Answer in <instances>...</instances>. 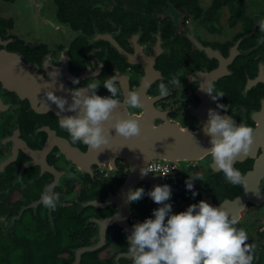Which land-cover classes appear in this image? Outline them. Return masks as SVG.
<instances>
[{"label":"flooded vegetation","instance_id":"obj_1","mask_svg":"<svg viewBox=\"0 0 264 264\" xmlns=\"http://www.w3.org/2000/svg\"><path fill=\"white\" fill-rule=\"evenodd\" d=\"M260 20L264 0H0V264L16 253L29 264L30 251L40 263L57 258L72 264L77 251L95 244L103 231L106 243L81 253L79 264H131L127 233L158 206L147 190L168 182H126L130 163L116 158L109 164L116 153L111 142L103 150L73 142L58 126L60 109L44 90L52 87L71 102L70 88L89 79L100 83L99 94L110 95L101 83L108 75L116 77L119 99L130 89L138 90L141 99L140 108L119 103L113 111L156 122L170 119L203 132L212 107L253 128L249 151L233 162L244 183L227 182L207 154L180 169L176 184L168 183L169 200L172 210L180 211L212 199L238 217L237 227L245 229L253 249H262ZM53 70L57 74L49 77ZM173 75L178 83L168 84L161 95L159 83L167 84ZM207 81L213 94L224 95L213 99L200 87ZM189 174L201 177L193 178L195 196L185 187ZM131 182H136L131 188L143 186L145 193L129 202ZM45 186L58 194L54 208L40 202Z\"/></svg>","mask_w":264,"mask_h":264},{"label":"clouds","instance_id":"obj_2","mask_svg":"<svg viewBox=\"0 0 264 264\" xmlns=\"http://www.w3.org/2000/svg\"><path fill=\"white\" fill-rule=\"evenodd\" d=\"M259 31L264 33V20L258 21ZM264 40V36L260 37ZM55 70L49 71V77H55ZM95 76V75H93ZM116 77L108 75L101 83L110 95H101L96 89L100 83L87 80L82 87L70 88L71 102L68 97L58 95L52 87L45 88V96L60 109L56 116L61 129L66 130L70 139L80 141L89 149L103 150L109 147L113 130L124 136L137 135L140 122L131 113L122 114L113 109L122 103L129 108H140L141 99L138 90L130 89L119 99L120 89L115 83ZM78 78H72L73 85ZM178 83L172 76L167 84L161 81L158 91L161 95L169 91L168 84ZM200 87L213 94L210 81L202 82ZM219 108H227L218 104ZM71 114H63L65 110ZM105 121L108 123L106 124ZM203 131L209 136V146L205 152L210 155L216 170L224 174L227 182L244 183L240 170L233 166L238 154L247 153L253 142V128L243 121L236 122L230 114H223L216 108L209 107L207 119L202 124ZM103 146V147H102ZM141 168V173L149 172ZM153 173V172H152ZM185 180V187L192 189L193 178ZM201 178V177H200ZM145 193L143 186L129 189L127 200L137 201ZM171 187L168 183H158L147 190L158 204L152 214L143 220L134 221L127 236V251L131 264H251L254 244L249 243L248 234L242 227H237L238 217L230 214L221 204L213 205L206 199H200L187 205L180 211H173L169 200ZM58 194L47 186L40 192V202L45 207L56 206Z\"/></svg>","mask_w":264,"mask_h":264},{"label":"water","instance_id":"obj_3","mask_svg":"<svg viewBox=\"0 0 264 264\" xmlns=\"http://www.w3.org/2000/svg\"><path fill=\"white\" fill-rule=\"evenodd\" d=\"M138 120L140 122L139 134L124 137L113 130L114 135L110 137V146L115 148L116 153L109 160V164L112 166L116 158H121L132 166L126 182L135 179L136 182L143 180L153 185L154 179H160V175L152 172L141 173V168L144 167L146 170V165L152 160L170 162L183 169L188 163L203 161L207 155L205 150L209 146V138L204 139L203 136L207 135L204 131L192 130L170 119L156 122L148 116H141ZM136 182H131L127 188L132 189L131 187L135 186ZM207 201L215 205L212 199L207 198ZM112 222L114 219L110 218L109 223ZM102 234L95 244L81 247L72 264H79L81 253L96 250L105 244L106 232L103 231Z\"/></svg>","mask_w":264,"mask_h":264},{"label":"built area","instance_id":"obj_4","mask_svg":"<svg viewBox=\"0 0 264 264\" xmlns=\"http://www.w3.org/2000/svg\"><path fill=\"white\" fill-rule=\"evenodd\" d=\"M146 170L158 173L163 182L176 184L179 179L180 168L170 162L163 163L162 161L155 159L146 165Z\"/></svg>","mask_w":264,"mask_h":264},{"label":"trees","instance_id":"obj_5","mask_svg":"<svg viewBox=\"0 0 264 264\" xmlns=\"http://www.w3.org/2000/svg\"><path fill=\"white\" fill-rule=\"evenodd\" d=\"M29 264H64L65 262L61 263L57 260V258L52 259V260H46L42 263L39 262V257L38 256H34L33 251H30L29 253ZM252 255H253V259L251 261V264H264V247L262 249H252ZM13 260H10L8 262V264H23V262L25 261V259H23V257L21 256V254H15L12 257ZM69 259L66 260V262ZM66 264V263H65Z\"/></svg>","mask_w":264,"mask_h":264}]
</instances>
